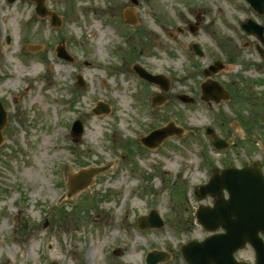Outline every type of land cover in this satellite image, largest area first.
<instances>
[{
    "label": "rangeland",
    "instance_id": "rangeland-1",
    "mask_svg": "<svg viewBox=\"0 0 264 264\" xmlns=\"http://www.w3.org/2000/svg\"><path fill=\"white\" fill-rule=\"evenodd\" d=\"M140 1L130 25L120 20L130 0H47L62 20L52 27L28 1L0 0V98L7 110L0 144V264H146L152 249L170 253L159 264H186L179 245L206 235L195 213L209 201L196 198L194 187L209 162L256 159L264 171V57L257 38L241 28L247 18L264 25V15L242 0ZM201 5L205 17L192 33L181 12L195 22ZM193 42L203 56L192 50ZM58 44L74 62L54 59ZM214 59L227 73L212 77L233 97L208 110L197 98L204 75L193 72ZM136 62L170 75L163 104L148 105V92L158 88L137 79ZM78 75L85 86L76 84ZM182 92L195 102H180ZM98 101L110 111L95 114ZM213 114L217 135L234 142L221 155L203 128ZM78 117L85 132L74 141L70 129ZM172 120L184 128L183 137L170 136L154 150L141 144V134ZM107 164L87 190L67 196L60 171ZM150 209L167 224L141 230L137 218ZM236 255L254 260L249 245Z\"/></svg>",
    "mask_w": 264,
    "mask_h": 264
},
{
    "label": "water",
    "instance_id": "water-1",
    "mask_svg": "<svg viewBox=\"0 0 264 264\" xmlns=\"http://www.w3.org/2000/svg\"><path fill=\"white\" fill-rule=\"evenodd\" d=\"M38 3V12L41 15L46 13L45 0H36ZM137 2L136 0H134ZM252 5L261 13H264V0H250ZM53 22L59 23V18L54 15ZM243 27L251 33H255L264 42V27L252 20L243 23ZM196 51L201 54L197 45ZM263 53V50H260ZM62 56H68L64 48H59ZM220 63L211 67V72H216L221 68ZM138 72L148 79L161 83L164 90L169 89V80L162 76H152L145 70L138 68ZM79 83L84 85L82 77H79ZM204 97L206 99L220 100V96H226V93L220 90L216 83L208 81L204 85ZM228 96V95H227ZM183 102L190 103L193 99L181 94L178 96ZM164 97L157 95L156 104L163 102ZM96 113L108 112L109 107L105 103H98ZM6 124V111L0 102V143L3 140L1 133ZM181 129L170 123L167 127L154 130L148 136L143 137L145 145L155 146L164 138L175 132L180 133ZM83 132V124L80 120L74 123L72 134L75 139L79 138ZM219 148L223 145L220 141L214 142ZM106 167H95L88 170H81L78 173H69L68 187L69 196L87 188L92 182L93 177L104 170ZM227 189L230 193L229 199L223 198V190ZM208 193L217 195L214 201V207H200L198 210V219L209 230H214L220 226L226 229V233L218 234L207 238L203 242L192 241L184 245L183 254L190 264H250L239 262L234 256L235 250L250 242L257 254V263L264 264V240L260 232H264V175L259 168V163L254 162L251 167L245 166L242 169L226 168L221 176L215 174L207 185H201L197 195L199 198L205 197ZM141 227L161 226L162 221L158 213L153 210L149 215L139 218ZM119 250L116 251L119 254ZM167 255L163 252L155 251L149 255V264H156L165 260Z\"/></svg>",
    "mask_w": 264,
    "mask_h": 264
},
{
    "label": "flooded vegetation",
    "instance_id": "flooded-vegetation-1",
    "mask_svg": "<svg viewBox=\"0 0 264 264\" xmlns=\"http://www.w3.org/2000/svg\"><path fill=\"white\" fill-rule=\"evenodd\" d=\"M194 5V4H193ZM200 10L201 11H199V12H196L195 14H194V18H195V22H193L192 20H190V19H186V15L187 14H183L185 17H184V20H187V24L188 25H193V24H196L197 26H198V29H199V27H200V25L202 24V21L204 20V17H205V12H206V7H205V5H201L200 7ZM126 9L127 10H129L130 12L131 11H134V9H133V7L132 6H129V5H127V7H126ZM195 7L194 6H191V7H189V11H188V14L189 15H193L192 13L195 11ZM125 10V9H124ZM248 45V43L247 44H244V46H247ZM254 45L256 46V42L254 43ZM203 72V71H202ZM196 73H201V72H196ZM196 73H194V74H196ZM223 74H225L226 75V71L225 72H222ZM205 73L203 72V75H204ZM218 74V73H217ZM216 75V74H215ZM211 78H213L212 76H211ZM205 79H207V75H204V78L203 79H201V81L199 82V88H200V94L197 96V98L198 99H202L201 98V83L205 80ZM224 85V84H223ZM224 87L226 88V86L224 85ZM228 90V89H227ZM229 91V90H228ZM230 92V91H229ZM233 97V95L230 93V100H231V98ZM200 102V101H199ZM212 104V103H211ZM219 152V151H218ZM225 152V151H224ZM219 154L221 155L222 154V151H220L219 152ZM210 163V162H209ZM242 165H244V164H237V163H235V162H227L225 159L224 160H219L217 163H210L209 164V168L208 169H210V170H208L207 172H206V175H205V178L204 179H202L203 181H207L209 178H210V176H211V174L213 173V171L215 170V169H217V170H221V169H223V168H225V167H228V166H242ZM206 200H208L209 201V203H212L213 202V197H211V196H208L207 198H206Z\"/></svg>",
    "mask_w": 264,
    "mask_h": 264
}]
</instances>
